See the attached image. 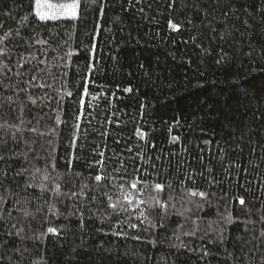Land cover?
Here are the masks:
<instances>
[{
    "label": "snow or ice",
    "instance_id": "snow-or-ice-1",
    "mask_svg": "<svg viewBox=\"0 0 264 264\" xmlns=\"http://www.w3.org/2000/svg\"><path fill=\"white\" fill-rule=\"evenodd\" d=\"M145 3L146 0H123L121 9L128 12L136 8L143 15L145 9L137 6ZM110 7V0L58 3L34 0L24 15L0 12L13 22L0 20V264H47L44 253L48 238L63 239L65 227L52 226V221L46 218L47 227L33 228L32 221L44 215L46 209L53 216L79 221L81 244L68 250L72 259L78 260L82 253L91 257L83 234L88 221L99 217L101 224L105 220L109 222V230L96 229L102 237L132 240L156 248L159 237L165 235L163 243L169 249L166 256L172 264H186L180 259L185 253L198 256L204 264H210L209 258L216 257L221 258L218 264H264V193L254 197L255 202L242 195L234 197L246 212L241 218L228 209L220 212L219 206L214 205V193L185 187V181L195 183L197 175L207 179L210 187L221 183L213 175L216 165L225 174H230L229 168L235 167L246 175L255 173L264 177V136L253 131L251 125L225 117L218 139H202L205 147L194 157L199 168L187 165L179 153L169 151L167 157L162 151L157 153V145L135 120V141L117 148L108 144L109 130L100 132L103 143L95 146L82 132V121L92 106L87 102L89 96L93 101L103 97L109 105L112 97H118L115 92L107 97L103 91L99 96L91 91L99 71L98 43L90 42L84 49L86 58L84 67L80 68L72 59L79 54L71 50L73 33L61 35L56 30L58 26L48 22H78L87 27L91 14L92 33L98 37L103 35L102 22ZM148 7L151 8L150 3ZM169 8L177 10L171 5ZM179 11L188 17L187 23L192 29H196L195 34L189 29L190 37L185 44L200 48L201 55L208 54L202 40H207L209 46L215 41L216 46L231 49L221 52L215 60L217 65L238 59L236 51L243 48L245 51L240 52V56L264 70V0L243 3L241 0H183ZM114 22H122L121 16H115ZM168 26L177 31L181 25L170 18ZM73 65H76L75 72ZM76 77H79L75 81L78 90L74 92L70 85ZM96 86L104 88L101 84ZM120 91L131 94L134 89L124 87ZM244 96L248 105L254 100L264 102V89L253 90L250 96L246 91ZM145 107L144 101H140L141 120L146 115ZM260 115L264 117V112ZM113 122L107 119L108 124ZM69 125L71 138L64 144L62 133ZM180 125L181 119L174 118L169 133ZM168 142L177 144L180 137L170 135ZM114 143L120 145V140ZM60 148L62 154H58ZM233 154L241 157V163L233 159ZM225 159L231 161L228 167H225ZM170 168H175L177 175L183 174V178L168 184L157 180L154 185L143 179L144 175L151 174L149 169H154L159 176L161 171L168 172ZM61 179L71 182L67 191H62L60 182L52 186L54 180ZM145 192L147 197L142 195ZM59 197L73 202L65 206L66 213L58 211L51 202ZM214 206V219L201 216ZM173 217L180 219L173 220ZM194 240L200 243L193 245ZM104 244L100 240L93 245L101 264L105 257L109 264L113 257L115 264H128L129 259L138 258L127 251L121 257ZM152 259L145 253L142 264H149ZM67 264H71V259ZM160 264H167L165 256L160 258Z\"/></svg>",
    "mask_w": 264,
    "mask_h": 264
},
{
    "label": "trees",
    "instance_id": "trees-1",
    "mask_svg": "<svg viewBox=\"0 0 264 264\" xmlns=\"http://www.w3.org/2000/svg\"><path fill=\"white\" fill-rule=\"evenodd\" d=\"M52 2L58 3L63 0H52ZM30 3H34V0H0V12L24 15ZM110 3L111 7L107 10L105 20L102 22L105 29L102 36L94 37L91 14L88 17L87 27L78 22H48L49 25L56 24L58 26L56 30L61 35L73 33L71 50L79 54L72 59L79 64L80 68L84 67L86 58L84 49L90 42L98 43L97 68L99 71L95 75L96 84H93L91 91L98 96L100 91H103L107 97H111V94L115 92L118 97L111 98V105L103 97L97 101H93L91 96L87 98V102L92 106L88 108L86 119L82 121V132L88 135L92 146L103 143L100 132L104 130L111 132V135L107 137L111 148L135 141L133 123L135 120L157 145V153L162 151L165 157L168 156L169 151L179 153L186 159L187 165L199 168L194 157H198L200 148L205 147L202 139H218L225 117L251 125L253 131H258L261 136H264V117L260 115L264 112V102L254 100L251 105H248L245 103L244 96L246 91L250 96L253 90L259 92L264 89V70H261L257 64L249 63L244 56H240V52L245 49H237L238 59H233L229 64L217 65L215 60L221 52L231 51V49L227 47L222 49L216 46L215 41L212 46H209L207 40H202V46L208 49V54L201 55L200 48H196L193 44H185L190 37L189 29L192 34L196 33V29H192V26L187 23L188 17L179 11L183 7V0H146L145 4L137 6L145 9L143 15L136 8L123 12L121 9L123 0H110ZM148 3L151 4V8L148 7ZM169 5L177 10L172 11ZM117 15L121 16L122 22H114V17ZM170 18L174 23L181 25L179 30L174 31L169 28ZM0 20H6L8 24L13 23L8 17L2 15ZM108 29H111V32ZM72 71H76V65H73ZM201 72L204 75H201ZM78 79L79 77H76L70 85L74 92L78 90L75 82ZM97 84L104 85V88H97ZM124 87L133 88V93L126 94L120 91ZM140 101H144L146 105L144 109L146 115L142 120L139 111ZM97 104L98 107H96ZM109 118L114 121L112 124L107 123ZM174 118H180L181 125L173 127L169 133V127L173 125ZM70 133L71 125L62 133L64 144L71 138ZM170 135H178L180 142L170 144L168 142ZM117 139L120 140V145L114 143ZM62 153L63 149L60 148L58 154ZM233 159L241 163L239 155L233 154ZM246 160L247 156L244 157V162ZM213 163L215 164V161ZM230 163L231 161L225 159V167H228ZM186 170L191 171L192 168L186 167ZM60 171L63 172V162H61ZM169 172L171 175L168 174ZM149 173L151 174L144 175L143 179L150 185H154L157 180L168 184L183 178V174L177 175L175 168L168 169V172L161 171L159 176L155 174L154 169H149ZM229 173L225 174L223 169L216 165L213 175L221 183L210 187L207 179L197 175L196 182L185 181V187L214 193V205L219 206L220 212L228 209L234 216L243 218L246 212L240 206L239 200L234 197L242 195L247 200L253 201L254 197L261 196L264 193V177L257 176L255 173L246 175L243 171L238 172L235 167L229 168ZM55 182L61 183L62 191H67L71 187V182L64 179L54 180L53 187ZM177 192H179V186H177ZM152 194L155 195V192L153 191ZM142 195L147 197L148 193L145 192ZM162 195L166 197L167 193ZM51 202L56 204L58 211L65 213V206L73 203L63 197ZM93 211H96L95 207ZM87 215L86 213V217ZM201 216H206L207 220L214 219L216 207L201 213ZM46 218L52 221V226L65 227L63 239L58 240L55 236L48 238L44 253L47 264H67L69 259L71 264H93V261L95 264H101V258L97 257L93 251V245L100 240L105 242L104 247L111 248L113 253L119 252L121 257L125 251L132 253L133 258L138 257L129 259L128 264H142L145 253L153 257L149 264H160L162 256L166 257L167 264H172L171 259L166 256L169 249L167 244L163 243L166 239L165 235L162 234L159 237L160 243L156 248L149 244H138L132 240L102 237L96 229L103 227L109 230V222L105 220L101 224L99 217L88 221L87 230L83 234L84 242L88 244L89 251L92 253L91 257L87 253H82L78 260L72 259L68 256V250L81 244L79 221L75 218L65 219L64 216H53L46 209L44 215H38L32 221V227L36 229L47 227L48 225L44 223ZM179 219V217H173V220ZM141 235L145 234L141 233ZM192 243L196 245L200 241L194 240ZM180 259L186 264H204L198 256L187 253ZM209 259L210 264H218L221 258ZM104 264H109L106 257ZM111 264H115L114 257Z\"/></svg>",
    "mask_w": 264,
    "mask_h": 264
}]
</instances>
